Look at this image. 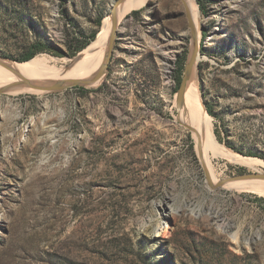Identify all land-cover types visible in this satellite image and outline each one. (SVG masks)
Wrapping results in <instances>:
<instances>
[{
  "label": "rangeland",
  "instance_id": "374dc122",
  "mask_svg": "<svg viewBox=\"0 0 264 264\" xmlns=\"http://www.w3.org/2000/svg\"><path fill=\"white\" fill-rule=\"evenodd\" d=\"M116 1L0 0V56L24 63L37 41L70 53L96 33L88 48ZM202 2L206 14L188 6L205 112L225 149L264 162V0ZM140 7L119 22L98 84L0 94V264H264V196L211 189L177 120L176 61L194 42L186 6ZM83 51L36 56L63 80ZM211 164L219 181L264 170Z\"/></svg>",
  "mask_w": 264,
  "mask_h": 264
},
{
  "label": "bare ground",
  "instance_id": "6f19581e",
  "mask_svg": "<svg viewBox=\"0 0 264 264\" xmlns=\"http://www.w3.org/2000/svg\"><path fill=\"white\" fill-rule=\"evenodd\" d=\"M147 2L148 0H124L117 7V28L119 26V22L125 14H129L132 10L146 4ZM183 2L187 9V16L189 18L192 38L194 41L192 43L191 55H195L196 51L200 47V41H197L196 25L193 21L190 8L194 15L198 14V9L194 7L196 0H187L188 4L185 0H183ZM113 29L114 21L111 15L105 21L98 40H96L90 47L84 49L82 58L76 60L74 67L70 69V75H68L67 78H63V80L89 79L94 73L100 70L101 65L106 61V55L110 47ZM197 59L198 61L200 60V55H198ZM5 62L10 65V68L0 65V87L18 82L23 76L32 81L34 80L39 82L56 80L54 78L56 75L54 76L53 73L58 71V64L47 55L35 56L24 63H16L11 60ZM42 69L47 70V73H41L40 71ZM196 69L197 67L195 66L184 95V102L182 106H178L177 103V120L180 125L192 131L193 138L196 142V151L198 155H200L204 165L206 166L207 164L212 180L214 182L219 181L217 178L212 176V170L210 169L213 158H224L228 162L234 164L246 165L248 167L258 169L261 164H264L263 160L256 157H246L239 153L225 149V147H223L217 140L214 132L213 120L205 112L206 107L201 97V90L196 76ZM62 74L65 75V72ZM100 80L91 85L98 84ZM13 89L17 91H23L26 89L24 92L34 91L28 86ZM261 173H264V170ZM223 187L240 192H253L264 196L263 178L231 179L225 183ZM234 237H236V234Z\"/></svg>",
  "mask_w": 264,
  "mask_h": 264
},
{
  "label": "water",
  "instance_id": "95a60500",
  "mask_svg": "<svg viewBox=\"0 0 264 264\" xmlns=\"http://www.w3.org/2000/svg\"><path fill=\"white\" fill-rule=\"evenodd\" d=\"M124 0H117L115 5L112 8V17H113V21H114V29H113V33L111 35V41H110V47L108 50V53L106 55V61L102 64V66L100 67V70L96 73H94L89 79H77V80H53V81H49V82H39V81H32L26 77H22V79L18 82L12 83V84H8L5 86L0 87V94L4 93V92H10L11 89L13 88H19V87H24V86H28L31 89L38 91V92H44V93H49V92H57V91H63L68 89L69 87L75 86V85H91L93 83H95L96 81L100 80V78H102L106 71H107V67H108V63L111 59V56L113 54V50H114V45L116 42V38H117V33H118V28H117V7L123 2ZM188 17V16H187ZM190 26V25H189ZM198 55H200V50L198 48V50L196 51L195 55H190L189 59L187 61V64L185 66V70H184V74L182 77V81L181 84L179 86V89L177 91V103L178 106H182L183 102H184V95L190 80V77L192 76L194 67H197L198 64ZM10 59H6V58H2L0 56V65H3L7 68H10V65L5 62L8 61ZM14 61V60H11ZM20 62V61H17ZM203 163V162H202ZM204 165V163H203ZM205 170H206V178H207V184L211 189H219V188H224V184L227 183L229 180L231 179H251V178H263L264 179V173H243V174H239V175H234L228 178H225L223 180H220L218 182H214L212 180V177L209 173V171L206 169V166L204 165Z\"/></svg>",
  "mask_w": 264,
  "mask_h": 264
},
{
  "label": "trees",
  "instance_id": "16d2710c",
  "mask_svg": "<svg viewBox=\"0 0 264 264\" xmlns=\"http://www.w3.org/2000/svg\"><path fill=\"white\" fill-rule=\"evenodd\" d=\"M202 1L203 0H197L198 4L200 5L202 12L204 14H206V12H205L206 9L203 6ZM140 8H142V7H138L137 9H140ZM134 12H138V11H134ZM202 35H203V40H205V38L207 37V32L202 31ZM95 38H96V33H93L89 39L80 41V43L75 45L74 49H72V51L70 53H66L62 49L54 47L48 43H45L42 41H37V42L32 43L28 47L27 52L23 56L17 58V60H19L20 62H25V61L32 59L33 57H35L37 54H39L41 52H49L51 54H54L56 56H61V57L69 54L71 57H73V56L77 55L80 51L85 49ZM176 65H177V69H176L177 74L175 75V79H176L177 85L179 87L181 84V81H182V76H183V72H184L183 70L185 68V63L183 62L181 57L176 61ZM78 88L81 90H84V91L86 90L85 87H83V86L78 87ZM207 109H208V112L210 114H214L211 107L207 106ZM259 199L264 200L261 197H259Z\"/></svg>",
  "mask_w": 264,
  "mask_h": 264
}]
</instances>
